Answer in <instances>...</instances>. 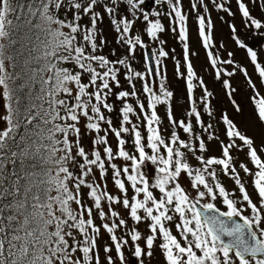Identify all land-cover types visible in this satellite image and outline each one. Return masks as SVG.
Returning <instances> with one entry per match:
<instances>
[{
  "label": "snow or ice",
  "instance_id": "snow-or-ice-1",
  "mask_svg": "<svg viewBox=\"0 0 264 264\" xmlns=\"http://www.w3.org/2000/svg\"><path fill=\"white\" fill-rule=\"evenodd\" d=\"M161 2L170 9L166 15L172 30H178L184 42L186 78L179 63L176 71L185 78L189 107L180 120L174 115V93L165 83L162 61L168 52H149L141 38L146 32L157 41L164 31L158 19H150L161 13L141 8L146 0H0V264H102V230L111 241L103 247L106 264H126L129 246L138 264H146L157 246L165 264H264V139L257 146L227 111L218 121L223 139L214 123L204 121L205 113L216 119L213 93L190 61L196 53H190L189 18L181 0H154ZM210 2L217 11L236 14L226 6L230 0ZM235 2L245 31L264 35V22L251 14L245 0ZM198 8L207 14L197 16L198 40L233 110L242 112L225 77L239 72L253 91L256 120L264 125V95L246 66L234 60V51H227L226 58L216 54L225 46L215 45L205 0H194L191 9ZM105 17L117 34L116 43L126 49L122 58L103 54L108 41L99 25ZM230 28L234 44L246 50L264 85L257 52L234 24ZM138 48L144 50V71H136L129 62ZM121 76L130 90L116 91L122 88ZM153 77L160 78L156 90ZM196 87L203 90L199 100ZM138 91L146 104L139 102ZM112 98L121 104L118 128L106 115L117 111ZM130 98L137 99L146 137L140 124L130 119L133 115L139 120L127 102ZM158 105L166 107L173 129L168 137L162 134ZM197 126L202 134H197ZM109 134L116 140L115 148ZM124 134H131L135 154L126 150ZM208 141L219 143V157L207 155ZM234 153H244L253 168L238 163ZM189 154L198 166L189 163ZM116 160L129 163L119 167ZM147 164L154 166V177L145 170ZM109 169L118 195L107 190ZM241 170L251 177L255 200ZM220 173L234 181L239 195L220 182ZM115 206L127 210L135 225L146 223L147 234L129 228ZM97 219L103 223L97 225ZM118 229H128L127 238L117 235Z\"/></svg>",
  "mask_w": 264,
  "mask_h": 264
},
{
  "label": "rangeland",
  "instance_id": "rangeland-1",
  "mask_svg": "<svg viewBox=\"0 0 264 264\" xmlns=\"http://www.w3.org/2000/svg\"><path fill=\"white\" fill-rule=\"evenodd\" d=\"M149 1V0H147ZM146 1V2H147ZM152 2L154 0H150V4H144L141 6L143 11L152 13V12H159L157 8H154L152 5ZM194 2V0H181V6L182 11L184 14L188 16V27H189V46H190V53H196L195 55H190V61L193 64L194 71L196 72L198 78L203 79L205 82V85L209 91L213 93L212 97V105L214 106L213 110L216 116V119L214 121L217 123L219 127H221V123H219V117L222 112L227 111L230 117L234 120V122L239 126L240 130L247 133V135L253 137L255 139L256 145L260 146L262 139H264V125L259 124V122L256 120V116L254 113V106L251 101V97L253 95V91L250 88L247 81L243 78L242 75L238 72L236 74V77L234 80H232L231 87L235 89V93L233 95L234 99L238 102L240 105L242 112L237 113L233 109H231V105L229 107L230 98H227L226 95V89L223 86V83L221 80H217L215 78V70L210 66V63L208 59L206 58V50L202 47L201 43L198 40L197 35V16L198 14H205L203 12L202 8H198V11H193L191 9V4ZM205 2L208 4V7L210 9V16L214 23V40L215 45L218 46L223 44L225 47L219 49L216 54L221 55L223 58H226L227 51H234L235 56L234 60L239 65L246 66L248 73L251 76L252 81L256 84L257 89L261 93V95H264V85L261 84L260 78L258 77V74L254 72V66L250 63V60L247 58L246 50H240L236 47L234 44V41L232 40V33L230 25H235L239 31L241 38L244 40L246 45L249 48H252L257 52L258 56V62L264 66V35H259L254 33L253 31H245L242 23V17L238 12V6L235 2V0H230V4L226 6H230L231 10L236 13L234 16H229L227 13H224L223 11H217L216 8L211 4L210 0H205ZM217 2H223V0H217ZM245 2L248 4L251 14L257 18L261 19L262 22H264V4L261 2H258L253 4L250 2V0H245ZM161 4V3H159ZM153 6V7H152ZM142 12H138V15L141 16L142 19ZM162 14V16H161ZM159 16H150V19H158L161 24L164 27V31L160 32L158 34L159 40L152 41L150 38L147 37L146 32L141 33V38L144 41V43L147 45V48L151 51H158V49L163 48L165 51L168 52V57L166 59H163V64L166 67V81L169 90L173 91L174 93V100H173V110L174 115L177 120H180V116L184 114L185 109L189 107L187 98H186V64L184 61V51H183V45L184 42H182L179 39L178 30L174 32L172 28L174 25L172 24L170 19H167V17L164 14V10L162 11ZM207 15V14H205ZM140 23L139 21L137 22ZM99 27L103 30V36L108 41L106 47L103 49V54L106 56H109L111 59H116L117 57H124L127 55L126 49L121 47L119 44L116 43L117 34L112 29L110 25L109 18L105 17L102 24L99 25ZM136 32H140V28H136ZM160 41H163L164 43L161 44ZM115 51V56L111 55L112 51ZM144 50H141L138 48V50L135 53L134 58L130 59V64L132 67L136 66L138 71H144L145 65H144ZM155 63V62H154ZM180 64L183 68V71L185 72V78H180L177 75L176 71V65ZM219 67H224L223 65H219ZM234 70V69H233ZM123 71V69H122ZM226 79V77H225ZM230 82V81H229ZM160 83V78L157 77V82L155 85L152 84L154 90L158 89ZM196 81H194V84ZM121 85L122 88L120 90H130L129 85L127 81L123 79V76H121ZM137 89L139 90L141 88V83L139 81L136 82ZM203 90L199 87H196L194 89V96L197 98V96H202ZM138 97L140 102L146 101V98L142 91H138ZM199 100V99H198ZM114 103L115 108L117 111H114L111 114H106L110 116L113 120V124L115 126L119 127L120 124V117L118 110L121 107V104L119 101H115L114 98L110 101ZM128 103H131L133 107L135 108V102H137L136 98H130ZM164 111H161L163 110ZM159 110V116L161 118V128H162V134L165 137L169 136V133L173 130L171 127H169V122L166 118V107H158ZM202 110V109H201ZM134 122L140 124V131L142 135L146 137V133L144 128L142 127V121L143 119L139 115V120H137L136 116L131 117ZM106 127V126H105ZM179 134L182 138H187L186 134L180 133L179 129H177ZM125 138L127 137V134H124ZM90 140V137L86 138V144ZM109 141L111 146L114 148L116 147V140L115 138L109 134ZM90 146V145H89ZM102 147V146H101ZM212 148V149H211ZM215 148V146H214ZM210 153L208 156H220V152L218 149H213V147H210ZM126 150L129 152L135 154V150H129L127 144H126ZM237 162H247V159L244 155V153L240 156L236 157ZM193 157L189 156V163L194 165ZM119 167H123L126 163L123 160H116L114 161ZM249 168H253L251 163H246ZM145 170L147 171L149 177H154L155 169L154 166L147 164L145 166ZM242 181L246 183L248 186V190L250 193H253V189L251 188V177L246 176L243 171L240 172ZM97 179L98 176H97ZM225 180V186L230 191H234L239 195L238 189L236 188L234 181L230 179L227 176H224L223 178ZM103 183V182H101ZM107 183V190L114 194L118 195V190L115 188L112 176H111V170L109 169V175L106 179ZM185 185H187L188 181H184ZM253 199H256L255 194L253 193ZM116 210H118L121 214V217L126 219L127 224L129 228H137L142 234H147V228L146 223H141L140 225H135L134 222L130 219V217L127 214V210H124L120 206H115ZM97 225H100L103 223L99 219L96 220ZM169 227L172 228L173 232L175 230L174 224H170ZM128 231V229H118L117 235L122 236L124 238H127L125 236V233ZM175 233V232H174ZM99 245H100V256L102 260V264H106L105 261V253L103 252V247L105 245L110 246L111 241L106 232H103L99 238ZM133 249L129 246L125 249V256H126V264H133V259H135L136 263L138 264L137 259L132 254ZM113 256H115L114 250L112 253ZM116 264H119V261H116ZM146 264H165L164 257L162 254V251L159 249V247H154L153 249V256L151 258H146Z\"/></svg>",
  "mask_w": 264,
  "mask_h": 264
},
{
  "label": "trees",
  "instance_id": "trees-1",
  "mask_svg": "<svg viewBox=\"0 0 264 264\" xmlns=\"http://www.w3.org/2000/svg\"><path fill=\"white\" fill-rule=\"evenodd\" d=\"M147 1V0H146ZM150 2V0L149 1H147L145 4H150L149 3ZM152 5L154 6V8H157L159 11H161V13H162V11L164 10V14H165V16L167 17V19H170L171 20V18L168 16V15H166V13L167 12H169L170 11V9L168 8V6L165 4V3H163V2H161V4H155L154 2H152ZM152 6V7H153ZM161 16H162V14H161ZM263 36V35H262ZM132 66V65H131ZM136 71H138V69H137V67L136 66H134L133 67ZM240 75H242L243 76V78L246 80V78H245V76L242 74V73H240ZM235 77H236V75H234V76H232V77H226V79H228L229 81H230V83H232V80H234L235 79ZM247 81V80H246ZM233 88V87H232ZM119 89H117L116 91H118ZM236 92V91H235ZM234 92V93H235ZM233 93V94H234ZM235 95H233V97H234ZM200 98V96H197V99H199ZM227 98H229L228 96H227ZM140 102V101H139ZM141 103H147V101H142ZM211 103H212V98H211ZM135 105H136V107L134 108L135 110H136V112H137V114L138 115H140L141 116V118L143 119V114H141V113H139V108H138V104H137V102H135ZM230 105H231V103H229V107H230ZM158 107H161V108H163L164 106H157V108ZM188 109V108H187ZM231 109H233L232 108V105H231ZM186 110V109H185ZM161 111H164V109L163 110H161ZM214 111V110H213ZM158 115H159V110H158ZM132 117V115H130V119H132L131 118ZM180 119H185V111H184V114L182 115V116H180ZM203 119H204V121L206 122V123H214L215 125H216V129L218 130V134H220L221 135V139H223L224 137H223V134H222V125H221V127H219L218 125H217V123L213 120V119H210L208 116H207V114L205 113L204 115H203ZM133 120V119H132ZM133 123H136V122H134L133 121ZM114 126H115V124H114ZM115 127H117V126H115ZM130 127V126H129ZM142 127L144 128V130H145V125H144V123L142 122ZM118 128V127H117ZM196 132H197V134H202V130L201 129H199V127L197 126L196 127ZM180 131V133H183L181 130H179ZM145 133H146V130H145ZM184 134V133H183ZM206 135L207 134H203V136L206 138ZM126 139H127V146H128V148H129V150H132V149H134V145H133V143H132V137H131V134H127V137H126ZM207 146H208V148H210V147H213V149H218V151L221 153V150H220V147H219V143L218 142H215V141H208L207 142ZM214 146H215V148H214ZM212 149V148H211ZM209 153H210V149H209V152L207 153V155H209ZM243 153H234V155L237 157V156H240V155H242ZM189 156H191V154H189ZM194 159V158H193ZM195 164L193 165V166H198L197 165V162L194 160L193 161ZM246 163H250L248 160H247V162ZM224 178V175L222 174V173H220L219 174V179H220V182L225 186V180L223 179ZM226 187V186H225ZM227 188V187H226ZM228 189V188H227ZM219 206H221V207H223L222 205H219ZM174 232H175V230H174Z\"/></svg>",
  "mask_w": 264,
  "mask_h": 264
},
{
  "label": "water",
  "instance_id": "water-1",
  "mask_svg": "<svg viewBox=\"0 0 264 264\" xmlns=\"http://www.w3.org/2000/svg\"><path fill=\"white\" fill-rule=\"evenodd\" d=\"M146 50H148L149 52H151L149 49H146ZM152 63H153V66L155 67L154 61ZM151 80H152V83L155 84L156 83V80H157V77H153V78H151ZM133 264H137L136 261H135V259H133Z\"/></svg>",
  "mask_w": 264,
  "mask_h": 264
}]
</instances>
